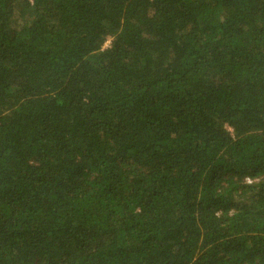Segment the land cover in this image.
<instances>
[{"label":"trees","instance_id":"1","mask_svg":"<svg viewBox=\"0 0 264 264\" xmlns=\"http://www.w3.org/2000/svg\"><path fill=\"white\" fill-rule=\"evenodd\" d=\"M0 264H264V0H0Z\"/></svg>","mask_w":264,"mask_h":264},{"label":"rangeland","instance_id":"2","mask_svg":"<svg viewBox=\"0 0 264 264\" xmlns=\"http://www.w3.org/2000/svg\"><path fill=\"white\" fill-rule=\"evenodd\" d=\"M109 43H110V41H108V42L106 43V46H107Z\"/></svg>","mask_w":264,"mask_h":264}]
</instances>
